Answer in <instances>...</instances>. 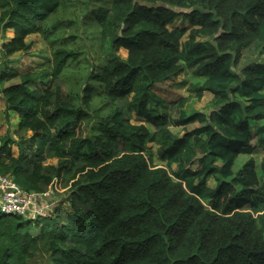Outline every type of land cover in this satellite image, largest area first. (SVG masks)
Here are the masks:
<instances>
[{
    "label": "trees",
    "instance_id": "trees-1",
    "mask_svg": "<svg viewBox=\"0 0 264 264\" xmlns=\"http://www.w3.org/2000/svg\"><path fill=\"white\" fill-rule=\"evenodd\" d=\"M0 26L4 55L31 33L51 50L38 70H0L19 78L2 89L19 122L0 173L69 189L36 219L0 210V264L39 249L49 264H264V155L235 166L264 150V0H0ZM183 71L187 95L153 114L154 87ZM204 92L210 110L190 109Z\"/></svg>",
    "mask_w": 264,
    "mask_h": 264
},
{
    "label": "rangeland",
    "instance_id": "rangeland-1",
    "mask_svg": "<svg viewBox=\"0 0 264 264\" xmlns=\"http://www.w3.org/2000/svg\"><path fill=\"white\" fill-rule=\"evenodd\" d=\"M90 28L94 29L93 24L91 23L89 25ZM170 27L177 28V29H185V33L182 36V39L186 37V34L190 28V24L188 20L182 16H178L174 19V21L170 24ZM13 36V31L10 30H3L0 26V70L3 66L6 69H14L15 71H27V70H38L40 69L46 62L51 60V50L48 45V43L45 42L43 37L38 33H31L29 34L25 40L31 41L32 45L31 47L26 51H16L9 55H4L3 53V43H7L10 41V39ZM90 53V52H89ZM117 54L122 57L126 58L127 56V50L120 48L117 50ZM256 58L264 60V53L255 55ZM18 77H0V138L4 135L8 134L13 138H17L16 129L18 128V122L19 118L17 117V114L13 111H7L6 105L4 101V97L2 94V89L12 83L18 82ZM189 81H192L190 79V71H183L178 73L176 76H174L170 80H165L163 83L157 85L154 87V92L160 99H162L163 103H155L157 106V111L151 110L153 114H156L158 112H161L163 110H169L170 106L173 102H175L178 98L181 96L187 95V86L189 85ZM65 92L67 91L66 88H63ZM210 99L211 94L208 92H204L203 96L200 99L192 98L188 102V107L190 109L196 110V111H203L207 112L210 106ZM169 105V106H168ZM168 106V107H167ZM131 122H137L134 118L131 119ZM144 124H146L151 131H153V127L145 122L142 121ZM264 122V121H263ZM94 121L89 120L88 125L91 126ZM194 126H198V123H195L193 125H187L186 127H175L174 130L177 133H182L184 129H192ZM257 127H253V129H256ZM88 129H84L83 132H87ZM26 135L30 134V131H27L25 133ZM149 150L145 152V155L147 158L154 161V163L159 164L160 162L157 159V155L155 154L156 146H154L153 143H148ZM12 154H17V148L16 145H12ZM154 154V155H153ZM264 155V150L261 147H258L255 152L252 155L247 154H240L237 159L235 166L241 165L244 161H246L249 157H254L256 161V168L259 167V162L261 157ZM45 164H56L57 159L56 158H50L46 159ZM214 178H209V184H214ZM264 186V181H262ZM50 193L49 197L45 198L44 201L47 199L49 206L44 208L43 213H51L53 212L52 209L58 205L60 202L64 201L65 196L68 194V187H63L62 183H60L57 180L53 181V184L49 188ZM63 199V200H62ZM51 201V202H49ZM61 204V203H60ZM67 208V207H66ZM28 264H49V258L48 254L44 251H41L40 249L36 252V254L27 260Z\"/></svg>",
    "mask_w": 264,
    "mask_h": 264
},
{
    "label": "built area",
    "instance_id": "built-area-1",
    "mask_svg": "<svg viewBox=\"0 0 264 264\" xmlns=\"http://www.w3.org/2000/svg\"><path fill=\"white\" fill-rule=\"evenodd\" d=\"M51 185L42 192L25 191L10 175L0 173V210L5 213H18L30 219L49 215L51 211L43 213V209L49 206L47 199H44L49 197Z\"/></svg>",
    "mask_w": 264,
    "mask_h": 264
},
{
    "label": "crops",
    "instance_id": "crops-1",
    "mask_svg": "<svg viewBox=\"0 0 264 264\" xmlns=\"http://www.w3.org/2000/svg\"><path fill=\"white\" fill-rule=\"evenodd\" d=\"M10 31H12L11 29H9ZM18 117V116H17Z\"/></svg>",
    "mask_w": 264,
    "mask_h": 264
},
{
    "label": "clouds",
    "instance_id": "clouds-1",
    "mask_svg": "<svg viewBox=\"0 0 264 264\" xmlns=\"http://www.w3.org/2000/svg\"><path fill=\"white\" fill-rule=\"evenodd\" d=\"M56 180V179H55Z\"/></svg>",
    "mask_w": 264,
    "mask_h": 264
}]
</instances>
